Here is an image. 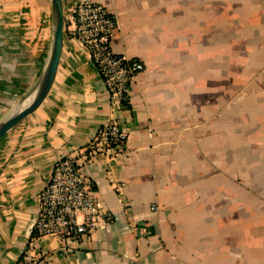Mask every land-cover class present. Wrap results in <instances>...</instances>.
<instances>
[{
    "label": "crops",
    "instance_id": "crops-1",
    "mask_svg": "<svg viewBox=\"0 0 264 264\" xmlns=\"http://www.w3.org/2000/svg\"><path fill=\"white\" fill-rule=\"evenodd\" d=\"M93 1L117 16L112 50L144 64L113 112L125 152L83 167L111 219L80 240L31 238L53 163L112 114L88 53L63 35L46 97L0 138V264L23 252L34 264H264V0ZM51 41V0H0V116ZM142 223L151 234L130 229Z\"/></svg>",
    "mask_w": 264,
    "mask_h": 264
},
{
    "label": "built area",
    "instance_id": "built-area-1",
    "mask_svg": "<svg viewBox=\"0 0 264 264\" xmlns=\"http://www.w3.org/2000/svg\"><path fill=\"white\" fill-rule=\"evenodd\" d=\"M63 3V35L75 40L88 53L108 93L112 114L102 120L84 146L53 163L51 174L38 193V210L32 222L33 241L49 234H58L62 240L84 239L101 222L111 219V214L98 205L93 182L83 167L102 157L125 152L128 134L113 112L127 106L130 86L144 69L140 60L112 50L118 20L106 5L93 0H63ZM130 229L139 236L151 234L147 223ZM12 264L34 262L23 252Z\"/></svg>",
    "mask_w": 264,
    "mask_h": 264
},
{
    "label": "water",
    "instance_id": "water-1",
    "mask_svg": "<svg viewBox=\"0 0 264 264\" xmlns=\"http://www.w3.org/2000/svg\"><path fill=\"white\" fill-rule=\"evenodd\" d=\"M52 41L46 64L29 91L0 119V138L32 113L46 97L55 77L63 43L64 3L51 0Z\"/></svg>",
    "mask_w": 264,
    "mask_h": 264
},
{
    "label": "rangeland",
    "instance_id": "rangeland-1",
    "mask_svg": "<svg viewBox=\"0 0 264 264\" xmlns=\"http://www.w3.org/2000/svg\"><path fill=\"white\" fill-rule=\"evenodd\" d=\"M11 109L10 110H4L2 113H1V118L5 117L6 115H8L10 113ZM0 118V119H1Z\"/></svg>",
    "mask_w": 264,
    "mask_h": 264
}]
</instances>
